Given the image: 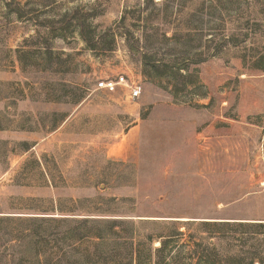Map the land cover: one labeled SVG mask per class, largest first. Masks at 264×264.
<instances>
[{"label":"rangeland","instance_id":"1","mask_svg":"<svg viewBox=\"0 0 264 264\" xmlns=\"http://www.w3.org/2000/svg\"><path fill=\"white\" fill-rule=\"evenodd\" d=\"M75 9L114 40L39 25ZM261 55L264 0H0V264H249Z\"/></svg>","mask_w":264,"mask_h":264},{"label":"trees","instance_id":"2","mask_svg":"<svg viewBox=\"0 0 264 264\" xmlns=\"http://www.w3.org/2000/svg\"><path fill=\"white\" fill-rule=\"evenodd\" d=\"M20 10H17V14H18V18H22L23 16L20 15ZM88 16L84 13H82L79 9H75L72 10L70 12H67L65 14H63L58 20H56L55 22H48L46 24H39L41 26L42 29L46 30L47 33H53L52 36H54L56 33H65L67 32L70 27H74L77 29L78 31V35L80 36L81 40L85 43V45L92 51H95L96 49H98V46H103L104 45V37L108 34H111V38L112 41L115 38V34L112 31V28L107 29L104 33L101 34H95L94 30L91 27V23H89L88 21ZM123 21V20H122ZM121 21V22H122ZM247 36H245L246 39ZM45 43V41H44ZM45 50L46 51H50L49 47L47 46V44H45ZM107 50H112L111 46L107 49ZM260 60H264V55H261L259 57ZM150 63V62H149ZM151 67L155 70L158 71V66H156V64L154 63H150ZM172 68L176 69L177 71H182L184 69H186V65L185 66H171ZM159 74H162V72H159ZM246 225H249L250 227H252L253 225H257L255 227H259V228H264V224H239V226L242 227H246ZM175 235H179L178 231L175 232ZM227 237H220L219 241L224 242V241H228L230 243H232L233 238L228 237V235H225ZM98 237L100 238L101 236L98 235ZM171 237V236H169ZM251 238H247V240H251L253 241V244L251 246H248L246 250H242L243 248L241 247L242 251H246V253H249L248 256V262L249 264H264V250L262 248V246L260 245L261 243L264 242V236H260V235H256V234H252L250 236ZM262 237V238H260ZM162 237H159V239H161ZM246 240V241H247ZM161 244H163V242H161ZM164 245V244H163ZM202 245V244H199ZM206 248L202 249L201 251H213L218 249V246L216 245H212V244H205ZM200 247V246H198ZM241 250H239L241 252ZM240 252H234L231 251L230 254L228 255H233L231 259H236V260H241V256H240ZM236 253V254H235ZM245 253V252H244Z\"/></svg>","mask_w":264,"mask_h":264},{"label":"built area","instance_id":"3","mask_svg":"<svg viewBox=\"0 0 264 264\" xmlns=\"http://www.w3.org/2000/svg\"><path fill=\"white\" fill-rule=\"evenodd\" d=\"M118 88H126L130 99L139 98L141 87L132 81L127 75L120 74L114 79H105L97 83V90H104L107 93H115Z\"/></svg>","mask_w":264,"mask_h":264}]
</instances>
